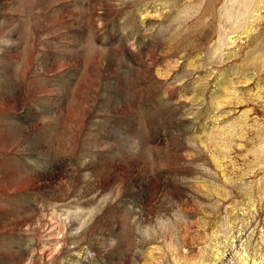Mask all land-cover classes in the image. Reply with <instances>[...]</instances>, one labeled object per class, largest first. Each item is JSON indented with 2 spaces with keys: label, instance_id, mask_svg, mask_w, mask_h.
Here are the masks:
<instances>
[{
  "label": "rangeland",
  "instance_id": "obj_1",
  "mask_svg": "<svg viewBox=\"0 0 264 264\" xmlns=\"http://www.w3.org/2000/svg\"><path fill=\"white\" fill-rule=\"evenodd\" d=\"M0 264H264V0H0Z\"/></svg>",
  "mask_w": 264,
  "mask_h": 264
}]
</instances>
